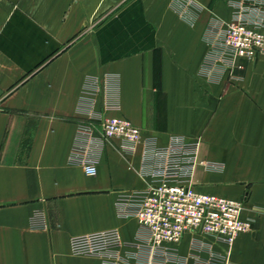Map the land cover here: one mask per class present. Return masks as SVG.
<instances>
[{
    "label": "crops",
    "instance_id": "0c3cea01",
    "mask_svg": "<svg viewBox=\"0 0 264 264\" xmlns=\"http://www.w3.org/2000/svg\"><path fill=\"white\" fill-rule=\"evenodd\" d=\"M239 3L264 19V0H0V264H151L148 231L116 206L151 182L143 147L103 141L110 117L159 147L198 143L191 185L241 201L253 221L232 246L184 236L178 264L219 253L264 264V56L231 67L218 43ZM35 214L45 229L31 227ZM113 229L121 249L70 254L71 238Z\"/></svg>",
    "mask_w": 264,
    "mask_h": 264
},
{
    "label": "built area",
    "instance_id": "2783aa9c",
    "mask_svg": "<svg viewBox=\"0 0 264 264\" xmlns=\"http://www.w3.org/2000/svg\"><path fill=\"white\" fill-rule=\"evenodd\" d=\"M234 7L236 11L221 28L218 43L221 61L241 68L240 61L252 63L264 56V19L259 18L260 9H252L249 11L252 15L248 16L242 3ZM100 129L101 139L119 140L123 153L133 154L138 146L143 147V174L151 182L145 190L128 194L116 206L120 218L135 220L148 231L154 255L151 264L158 260L161 264H178L174 251L188 234H203L215 244L232 246L240 235L252 232L253 221L242 217L241 201L202 194L191 185L195 168L200 164L198 143L173 137L165 147H159L156 138H143L139 128L119 117L100 120ZM93 133V127L86 126L79 131L78 139L87 142ZM80 164L86 176H96L94 160L87 158ZM30 223L33 229L46 228L39 214L32 216ZM123 245L117 229L69 240L70 254L75 257H103ZM202 264L229 263L219 253L210 254Z\"/></svg>",
    "mask_w": 264,
    "mask_h": 264
}]
</instances>
